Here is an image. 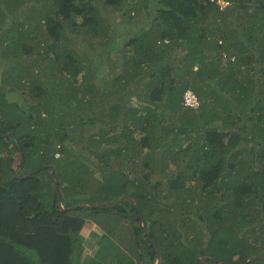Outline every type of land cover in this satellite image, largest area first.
I'll return each mask as SVG.
<instances>
[{
    "label": "trees",
    "instance_id": "1",
    "mask_svg": "<svg viewBox=\"0 0 264 264\" xmlns=\"http://www.w3.org/2000/svg\"><path fill=\"white\" fill-rule=\"evenodd\" d=\"M219 1L0 0V25L11 23L2 44L15 53L2 84L27 93L36 114L0 88V264H156L158 253L159 264H264V0ZM121 23L139 27L129 36ZM98 37L114 42L108 58L119 74L91 89L78 84L91 75L81 76L78 54ZM144 74L134 93L143 104L133 108L131 88ZM188 90L199 108L183 107ZM105 102V112L94 110ZM87 126L110 131L87 135ZM70 128L80 129L83 156L66 144ZM188 130L202 137L184 147ZM182 150L193 151L186 171L165 172ZM121 155L131 157L128 173ZM90 156L109 171L96 175ZM160 167L168 195L151 179ZM190 180L199 204H186ZM126 234L138 245L124 247Z\"/></svg>",
    "mask_w": 264,
    "mask_h": 264
},
{
    "label": "rangeland",
    "instance_id": "2",
    "mask_svg": "<svg viewBox=\"0 0 264 264\" xmlns=\"http://www.w3.org/2000/svg\"><path fill=\"white\" fill-rule=\"evenodd\" d=\"M219 3H221L222 6L227 5V3H225L224 0H220ZM25 9H27V8H25ZM109 15L115 17L116 16V13L113 11V12H110ZM118 15H120V13H118ZM145 16L146 15L143 14L139 18V20L141 22L140 24L141 25H145V24L150 25L151 24V21L150 20H147ZM21 18L22 17L19 16V21H21ZM10 25H11V23L4 24V25H0V36H1L0 37V88L3 90V93L5 94V98L9 101L10 104L16 105L18 107H21V110H24L26 112L25 115H27V116H30V115H33L34 116L36 114H35V112L32 113L33 111H32V108L31 107L32 106H35V103H33V102L30 103L28 101L29 99L26 96L27 93H25L24 91L22 92L20 90L13 91L11 93L10 92V89H11L10 86L8 84H6V83L5 84H2V81H3L4 77L6 76L7 64L13 59L12 57L15 54L14 51H12V49H10V48L7 47V43L6 44H2V40H1L4 35H5L4 37H8L9 36L7 33L5 34V30H7L10 27ZM101 25L102 26H106V19L105 18L100 22L99 26H101ZM121 25H122L121 26V31H123L124 33L126 31L127 32V35H129V36L132 35L133 32H135L136 27H139V25H137L135 23L134 24H131L129 26H126L123 23H121ZM122 35H123V33H122ZM33 36L34 35H31V37H33ZM35 37H37V36H35ZM123 37H124V35H123ZM37 38H41V37H37ZM10 39H12V38H10ZM34 41L35 40L30 39L29 44H32ZM107 42H108V44H107ZM107 42H106L105 39L98 37L97 39H95V42H93V46H91L90 53L87 52V51H86V53H84L81 50H79L80 54H78V57H81L80 66L82 67L81 76H84V75L86 76L87 73L88 74L91 73V75L89 76V78H90L89 81H85L86 80L85 79L84 81H80L78 84H80V83L82 84L83 83V84H85L84 87H89L91 89H98L101 83L110 81L112 78H114L116 75L119 74V71L118 70H116V71H112L111 70V68H112L110 66L111 65V60H110V57L108 58L109 49H110L109 47L114 42L111 39H108ZM71 47H73L75 49H78V46L76 44H74V43H72ZM211 53H212V56H216L214 60L216 62H219L220 59H218L217 51H215V52L212 51ZM20 61H23V59H21ZM142 68L143 67H140V69H142ZM56 76H58V75H56ZM14 77L15 76H13V78ZM97 77H99L100 80H97ZM142 78H143V80H147L146 74H144V76H142L141 78H139L134 83L135 86H133L131 88V92H130L131 93V96H134L135 98L134 97H130L128 99V103H131L132 106H133V108H139V107H141V103L142 102L139 100L140 98L138 97L139 98L138 99L136 97V94H134V93L137 92V91L139 92V89H140V86L139 85H141L142 84L141 81H143V80H141ZM78 84L76 86H78ZM133 89H135L134 92H133ZM48 91L50 93H53V94H54V92H57L58 94H62V93H65V88L64 89H57L56 87H53V89H50V87H48ZM70 93H71V91L69 90L66 95L69 96V97H71V94ZM23 94H24L25 98L28 99V100H24V97L22 96ZM66 97L64 96L63 98H66ZM106 103L107 102H105V104ZM105 104L103 105L104 106L103 108L95 107L94 110H96V111H98V110H100V111L101 110H104V112H105L106 107H107V104L106 105ZM249 109H250V107H248L247 110H245L247 115L250 114L249 113ZM74 113L75 112H72L71 113L70 110H68V112H65L66 115H64L63 118L66 119V120H64V121L66 123H69V121L71 119H73L72 116H73ZM64 121H62V122H64ZM174 121H175V119H174ZM174 121L173 120H170L168 122V124L166 125V127L171 128V126L174 125ZM77 124H80V122H77ZM129 125L131 126L130 128H132L133 123L130 122ZM96 129H97V127L87 126L85 128V134L88 135V134L98 133L99 131H103V132L110 131V127L107 128V129H104V128L98 129V130H96ZM120 131H121V129H118L116 132L120 133ZM190 131L191 130H188V133L189 134L192 133ZM67 132H69V136L72 135V137L70 138L71 142H70V140H68V141H66V144H69L70 146H72L73 151H76L77 153L79 152L83 156L84 154L82 153V150L84 148L82 149V143H78L77 142V138H78L77 134L80 132V129L78 128V129L72 131L71 128H70ZM142 134L143 133L141 131H136V129H134L133 137L137 141L142 136ZM111 135L112 134H110L109 136H111ZM172 135L173 134H171V136ZM245 136H246V138H249V133L246 134ZM5 137H8L9 138V137H11V135H7ZM200 137H202V136L201 135H196V134L192 135V137H191V134H190L189 135V138L190 139L187 140L186 142H182V143H183L184 147H187L194 139H197V138H200ZM169 141H171V140H169ZM247 143H244L245 144L244 145L245 147H249L250 148L252 145H254V143H250V144H247ZM256 145H258V144L256 143ZM242 147H243V145H242ZM176 148H178V147H176ZM183 152H184L183 150L179 152L180 156L178 157V161L175 162L174 164H172L169 169L165 166V169H166L165 172H168L170 174V171H174V170H175L174 173H177V172H185L186 171V167H184L185 164H186L185 162L188 161V160H190L191 155L193 154V151L191 150L189 153L188 152L183 153ZM58 156H59V154H58ZM120 158H121V161H123V163L125 164L123 171L126 172V173H128L129 172V169H130V167L128 166V163L130 162L131 157L130 156L124 157V156L121 155ZM16 160H17V162L15 163V166L17 167V165L19 164L18 156H16ZM121 161H120V163H116L117 167L120 166ZM90 163H91V166L94 169V171H97L96 175H99L98 172L107 173L109 171V170H107L106 167L103 166L102 162L99 161L94 156H90ZM200 163H201V160L199 161V164ZM141 168L143 169V167H141ZM101 169H103V170H101ZM18 171L21 172L22 169L21 170L18 169ZM140 171L141 170H138L137 171L138 173L136 174V178L142 177L143 173L140 172ZM165 172L163 171L162 167H160L159 170L156 171L151 176V179H153V181H155V179H160L161 180L160 183H162V184L160 185V190H157V192L158 193L161 192L164 195H168V192L169 191H168V188H167V185H166V183H167L166 182L167 181L166 179L168 178V174L165 173ZM154 175L156 176V178H155ZM186 187L189 190L188 196H187L188 199H185V201L187 202L186 204H191V202L198 203L199 204L200 201H201L200 193H199L200 192V187L198 186L197 182L195 180H190V181H188L186 183ZM220 187L223 188V186H220ZM219 193L221 194V192H219ZM191 195H193L194 200L191 199ZM169 196H170L169 197L170 199H174L175 198L171 194ZM183 200L184 199L179 200L178 204H181V203L182 204H185V202H183ZM176 202H177V200H176ZM167 204H170V202H168ZM125 226L129 227V228H127V232H128V229L132 228V224L131 223H128V222H126V223L124 222L123 223V227H125ZM93 227L95 229H98V225L95 224V223H94ZM250 229H252V228L250 227ZM261 230H263V228H260V226H257V231H261ZM92 233L93 232H91V231L90 232L88 231V233H87L88 240L86 241V247H87V250L88 251L85 253V256H87L89 254H92V250L90 249V245L88 243V242H90V239L93 237L92 236L93 235ZM249 234H251V231H249ZM138 243H139V240L137 242L136 241H132L131 242L130 240H127V234H126V240L124 241L123 246L125 247V246H130L131 245L130 247H133V245H135V244L138 245ZM142 250H143V248H142ZM144 256H145V254H144Z\"/></svg>",
    "mask_w": 264,
    "mask_h": 264
},
{
    "label": "water",
    "instance_id": "3",
    "mask_svg": "<svg viewBox=\"0 0 264 264\" xmlns=\"http://www.w3.org/2000/svg\"><path fill=\"white\" fill-rule=\"evenodd\" d=\"M1 114H0V119H1ZM9 135H11V134H9ZM53 170H54V168L51 166L50 167V176H51V178H52V180H53V182H54V184L57 186V181H56V179H55V176L53 175ZM19 172V171H18ZM27 176H30V174H28V175H26L25 177H27ZM58 193V192H57ZM58 197H60L59 196V193H58ZM127 199L126 198H124V197H121V198H119V199H117V201H115L114 203H112L110 206L112 207V206H115V205H118V204H120L121 202H123V201H126ZM131 202H132V200H130ZM60 207H61V210H65V208L62 206V204H61V200H60ZM82 207H84V208H87V209H89V208H94V206H89V205H83ZM142 227H143V229H144V233H145V235H147V229H146V223H145V221L143 220V222H142ZM148 238H149V236H148ZM151 239V238H150ZM151 242L152 243H154V241L151 239ZM262 257H264V256H262ZM259 258V257H258ZM261 258V257H260ZM160 263V256H159V253H158V260H157V262H156V264H159Z\"/></svg>",
    "mask_w": 264,
    "mask_h": 264
},
{
    "label": "built area",
    "instance_id": "4",
    "mask_svg": "<svg viewBox=\"0 0 264 264\" xmlns=\"http://www.w3.org/2000/svg\"><path fill=\"white\" fill-rule=\"evenodd\" d=\"M185 103L188 106L191 107H195L198 105V99L195 95L189 93L186 97H185Z\"/></svg>",
    "mask_w": 264,
    "mask_h": 264
},
{
    "label": "clouds",
    "instance_id": "5",
    "mask_svg": "<svg viewBox=\"0 0 264 264\" xmlns=\"http://www.w3.org/2000/svg\"><path fill=\"white\" fill-rule=\"evenodd\" d=\"M225 3H227V2L225 1ZM220 4H221V3H220ZM221 5H222V4H221ZM189 93H191V94H193V95H195V96L197 97V99H198V105H197V106H195V107H191V106L186 105V103H185V97H186ZM200 104H201V100L198 98V96H197L192 90H188V91L185 92L184 97H183V107H184V108L197 109V108H199ZM7 135H9V134H7ZM7 135H6V136H7ZM11 136H12V133H11ZM262 256H264V255H262ZM262 256H261V257H262Z\"/></svg>",
    "mask_w": 264,
    "mask_h": 264
}]
</instances>
